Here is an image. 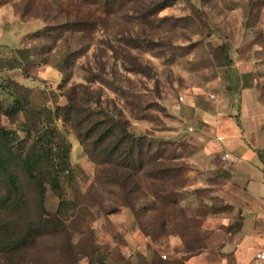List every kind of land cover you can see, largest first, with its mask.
I'll return each mask as SVG.
<instances>
[{
  "label": "rangeland",
  "instance_id": "rangeland-1",
  "mask_svg": "<svg viewBox=\"0 0 264 264\" xmlns=\"http://www.w3.org/2000/svg\"><path fill=\"white\" fill-rule=\"evenodd\" d=\"M137 1L112 15L82 8L101 26L79 40L26 39L62 26L67 0H0V126L15 133L20 158L41 156L35 179L10 161L19 195L0 210V224L46 221L21 264H184L219 245L218 230L240 227L213 221L232 210L213 192L216 178L186 162L195 146L181 119L188 106L220 104L233 70L251 73L264 104V0ZM159 2L166 7L143 25ZM103 114L140 140L133 171L118 165L110 139L95 144L102 126L87 134ZM7 192L0 177V198Z\"/></svg>",
  "mask_w": 264,
  "mask_h": 264
},
{
  "label": "crops",
  "instance_id": "crops-1",
  "mask_svg": "<svg viewBox=\"0 0 264 264\" xmlns=\"http://www.w3.org/2000/svg\"><path fill=\"white\" fill-rule=\"evenodd\" d=\"M188 109L181 123L191 129L195 151L185 160L201 175L216 178L213 192L232 210L231 217L213 221L223 227L239 222L240 227L218 230L214 235L221 243L189 256L184 264H247L264 239V104L257 90L248 88L225 91L220 104L209 110Z\"/></svg>",
  "mask_w": 264,
  "mask_h": 264
},
{
  "label": "trees",
  "instance_id": "trees-1",
  "mask_svg": "<svg viewBox=\"0 0 264 264\" xmlns=\"http://www.w3.org/2000/svg\"><path fill=\"white\" fill-rule=\"evenodd\" d=\"M68 6H70L73 11L65 13L66 22L62 26L46 27L42 31H38L34 34H31L26 39H43L45 37H53L56 39L63 35V32H69L75 35H80L78 39L82 40L85 38L86 33H90L96 27H100L99 16L94 17L90 14H86L85 11H82V8L93 7L95 10L106 11L107 15H112L113 11L121 10L132 4V7L138 5L137 0H67ZM164 3L155 4L153 7L146 6L147 10L143 15L141 22L143 25L148 26L150 23L147 20V17L151 16L153 13H158L163 8H165ZM73 15V16H71ZM72 17V18H70ZM76 39V40H78ZM78 40V41H79ZM16 62L18 64H23L24 61H27V55L25 50L15 51ZM81 50L75 51L72 53L71 57L78 58L81 56ZM25 64V63H24ZM15 68L14 66L11 67ZM235 78L229 83L228 87L225 88V91L228 92H239L243 89L253 88L248 80L251 77V73H241L237 70H233ZM190 113V111H189ZM102 126V132L98 134L95 144H101L107 139H110V153L116 155L117 163L121 167H125L127 170H132L138 168L141 165L142 145L139 143L140 140L131 135L123 122L115 123V118L110 115L103 114L102 120L94 122L87 129V134H92L97 128ZM16 140V135L13 132L7 131L0 126V177H3L8 184V192L5 197L0 198V210L5 211L8 209L9 205L12 202V197L16 198L19 195V190L15 181L14 176L10 173L9 163L11 160H17L22 166L27 176L30 179H35V169L40 162L41 156L36 153H32L24 158L14 151L12 148V143ZM80 143H83L82 136L80 135ZM158 152V150H157ZM159 157L154 156V165H160L163 153H158ZM131 168V169H130ZM55 186V184H54ZM20 206V205H19ZM15 208L18 211L21 206ZM44 212V211H43ZM46 215V214H44ZM43 215V216H44ZM47 217V216H45ZM49 218V217H47ZM46 218V219H47ZM58 223L57 220H54ZM46 224V221H44ZM40 224H27L24 226H19L15 222H3L0 224V264H21L22 261V251L30 245V239L32 238V232L36 230H44L46 225Z\"/></svg>",
  "mask_w": 264,
  "mask_h": 264
},
{
  "label": "built area",
  "instance_id": "built-area-1",
  "mask_svg": "<svg viewBox=\"0 0 264 264\" xmlns=\"http://www.w3.org/2000/svg\"><path fill=\"white\" fill-rule=\"evenodd\" d=\"M191 131V129H189ZM217 141H222V138H217ZM223 159H228V154H225ZM165 259V257H163ZM247 264H264V239L259 249L254 252Z\"/></svg>",
  "mask_w": 264,
  "mask_h": 264
}]
</instances>
